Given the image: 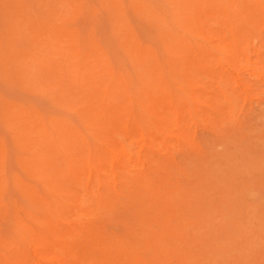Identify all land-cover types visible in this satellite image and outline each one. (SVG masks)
<instances>
[{
  "label": "rangeland",
  "instance_id": "rangeland-1",
  "mask_svg": "<svg viewBox=\"0 0 264 264\" xmlns=\"http://www.w3.org/2000/svg\"><path fill=\"white\" fill-rule=\"evenodd\" d=\"M263 3L0 0V262L264 264Z\"/></svg>",
  "mask_w": 264,
  "mask_h": 264
},
{
  "label": "bare ground",
  "instance_id": "bare-ground-1",
  "mask_svg": "<svg viewBox=\"0 0 264 264\" xmlns=\"http://www.w3.org/2000/svg\"><path fill=\"white\" fill-rule=\"evenodd\" d=\"M207 1H208V0H207ZM236 1H237V0H236ZM159 3H160V2H159ZM229 3H230V2H229ZM263 4H264V3H263ZM166 5H167V4H166ZM183 5H185V4H183ZM195 5H196V4H195ZM230 5L233 6L231 3H230ZM197 6H198V5H197ZM197 6H196V7H197ZM201 6H202V4H201ZM186 7H187V6H186ZM196 7H195V8H196ZM181 8H182V7H181ZM199 8H200V7H199ZM201 8H202V7H201ZM184 9H185V8H184ZM196 9H198V8H196ZM196 9H195V10H196ZM203 9H204V8H203ZM229 9H230V7H229ZM231 9H232V7H231ZM231 9H230V10H231ZM233 9H234V6H233ZM171 10H172V9H171ZM198 10H199V9H198ZM198 10H197V11H198ZM200 10H201V9H200ZM235 10H236V9H235ZM164 11H165V10H164ZM189 11H190V9H189ZM192 11H193V10H192ZM197 11H196V14H197V13L199 14V13L201 12V11H200V12H199V11L197 12ZM239 11H240V10H239ZM168 12H169V11H168ZM207 12H210V10L207 11ZM207 12H206V13H207ZM230 12H232V11H230ZM230 12H229L228 15H230ZM202 13H204V12H202ZM212 13H214V12L212 11ZM215 13H216V12H215ZM215 13H214V14H215ZM232 13H233V12H232ZM208 14H209V13H208ZM234 14H235V12H234ZM168 15H169V14H168ZM170 15H171V14H170ZM201 15H202V14H201ZM204 15H205V14H204ZM209 15H211V14H209ZM235 15H236V14H235ZM171 16H172V15H171ZM196 16H198V15H196ZM169 17H170V16H169ZM172 18H173V17H172ZM229 18H231V17H229ZM173 19L176 20V18H173ZM198 19H199V21L201 20V18H200L199 16H198ZM199 21L197 20V22H199ZM225 21H226V20H225ZM225 21H224V22H225ZM227 21H228V20H227ZM227 21H226V23H227ZM175 22H176V21H175ZM229 22H230V21H229ZM229 22H228V23H229ZM232 22H233V21H232ZM228 23H227V27L230 26V25H228ZM230 23H231V22H230ZM230 23H229V24H230ZM200 24H201V21L199 22V25H198V26H201ZM212 24H213V23H212ZM224 24H225V23H224ZM233 24H234V26H235V23H234V22H233ZM178 25H179V27H180V24H179V23H178ZM194 25H196V24L194 23ZM213 26H214V25H213ZM234 26L232 25V27H234ZM202 27H203V29H202V31H203V30H204V25H203ZM227 27H226V28H227ZM199 28H200V27H199ZM177 29H178V28H177ZM177 29H176V31H177ZM180 29H181V28H180ZM185 29H186V28H185ZM230 29H231V27H230ZM181 30L184 31V28L181 29ZM181 30H180V31H181ZM235 30H236V29H235ZM246 30H248V29H246ZM178 31H179V30H178ZM178 31H177V32H178ZM187 31H188V30H187ZM187 31H185V32H187ZM189 31H190V30H189ZM199 31H200V30H199ZM225 31H227V30H225ZM200 32H201V31H200ZM203 32H205V31H203ZM178 33H179V32H178ZM178 33H177V34H178ZM180 33H181V32H180ZM189 33H191V32H189ZM192 33H193V32H192ZM192 33L190 34L191 36H196V34H197V33H196L195 35H192ZM179 35H180V34H179ZM183 35H184V34H183ZM197 35H198V34H197ZM229 35H230V34H229ZM218 36H219V35H218ZM180 37H181V36H180ZM198 37H200V36H198ZM207 37H208V36H207ZM221 37H222V36H221ZM223 37H224V36H223ZM182 38H183V36H182ZM184 38H185V37H184ZM195 38H196V37H195ZM200 38L202 39V37H200ZM187 39H188V38H187ZM187 39H186V40H187ZM203 39H204V38H203ZM226 39H229V37H227ZM191 40H192V39H191ZM194 40H195V39H194ZM196 40H197V39H196ZM207 40H209V39H207ZM236 40H237V39H236ZM200 41H201V40H200ZM202 41H203V40H202ZM202 41H201V42H202ZM205 41H206V40H205ZM214 41H216V40H214ZM177 42H178V41H177ZM192 42H193V41H192ZM203 42H204V41H203ZM208 42H209V41H208ZM210 42H212V40H210ZM162 43H163V42H162ZM213 43H214V42H213ZM213 43H209V45H211V44H213ZM215 43H216V42H215ZM215 43H214V45L216 46ZM189 44H190V43H189ZM204 44H205V43H204ZM228 44H229V43H228ZM230 44H231V43H230ZM194 45H195V44H194ZM127 46H128V45H127ZM163 46H164V45H163ZM163 46H162V47H163ZM211 46L213 47V45H211ZM215 46H214V47H215ZM184 47H185V46H184ZM195 47H196V46H195ZM216 48H217V47H216ZM219 49H220V52L223 51V50H221L222 48H219ZM76 50H77V49H76ZM162 50H164V49H162ZM217 50H218V48H217L216 50H214V51H217ZM246 50H247V49H246ZM71 51H73V50H71ZM138 51H139V50H138ZM149 51H150V50H149ZM171 51H172V50H171ZM196 51L198 52V50H196ZM224 51H226V50H224ZM242 52H243V51H242ZM244 52H245V51H244ZM145 53L147 54V51H146ZM211 53H212V52H211ZM227 53H228V52H226V55H227ZM235 53H236V52H235ZM235 53H233V54H235ZM223 54H224V53H223ZM236 54H237V53H236ZM82 55H83V54H82ZM144 55H145V54H144ZM148 55H149V54H148ZM150 55H151V54H150ZM164 55H165V53H164ZM214 55L217 56L216 54H214ZM218 55H219V54H218ZM226 55H224V56H226ZM156 56H157V55H156ZM166 56H167V55H166ZM215 56H214V57H215ZM219 56H221V53H220ZM227 56H228V55H227ZM232 56H233V55H232ZM150 57H151V56H150ZM234 57H235V56H234ZM156 58H157V57H156ZM217 58H219V57H217ZM225 58H226V57H225ZM223 59H224V58H223ZM230 59H231V58H230ZM156 60H158V59H156ZM219 60H220V59H219ZM224 60H225V59H224ZM228 60H229V58H228ZM232 60H233V59H232ZM201 61H202V60H201ZM204 61H205V59H204ZM217 61H218V60H217ZM80 62H81V60H80ZM93 62H94V61H93ZM209 62H210V61H209ZM225 62H226V61H225ZM200 63H201V62H200ZM202 63H203V62H202ZM202 63H201V64H202ZM222 63H224V62H222ZM228 63H229V62H228ZM230 63H232V62H230ZM80 64H81V63H80ZM203 64L206 65V62L203 63ZM225 65H226V64H225ZM225 65H224V66H225ZM79 66H80V65H79ZM81 66H82V65H81ZM81 66H80V69L82 68ZM166 66H167V62H166ZM148 67H149V66H148ZM180 67H181V66H180ZM203 67H204V66H203ZM207 67L210 68L209 64H207L206 68H207ZM221 67H223V66H221ZM221 67H219V68H221ZM72 68H74V67L72 66ZM154 68H155V67H154ZM77 69H78V68H77ZM107 69H108V68H107ZM163 69H164V68H163ZM185 69H186V68H184V70H185ZM200 69H203L202 66H201ZM204 69H205V68H204ZM222 69H224V68H222ZM81 70H83V69H81ZM188 70H189V69H187V71H188ZM207 70H208V68H207ZM209 70H210V69H209ZM75 71L80 72L79 70H75ZM104 71H105V70H104ZM150 71H151V70H150ZM167 71H168V70H167ZM185 71H186V70H185ZM187 71H186V73H187ZM145 72H146V71H145ZM164 72H165V71H164ZM168 72H169V75L171 76L172 74H170V71H168ZM221 72H222V71H221ZM221 72H220V74H221ZM146 73H147V72H146ZM149 73H150V72H149ZM188 73H189V72H188ZM193 74H194V73H193ZM220 74H219V75H220ZM78 75H79V73H78ZM148 75H149V74H148ZM186 76H187V75H186ZM217 76H218V75H217ZM78 77H80V75H79ZM108 77H109V76H108ZM171 77L173 78L174 76H171ZM180 77H181V76H180ZM183 77H184V76H183ZM188 77H189V75H188ZM192 77H193V76H192ZM169 78H170V77H169ZM195 78L197 79V77H195ZM137 79H138V78H137ZM149 79H150V78H149ZM174 79H175V82H176V78H175V77H174ZM179 79H180V78H179ZM185 79L189 80L190 78H189V79H188V78H185ZM191 79H192V78H191ZM193 79H194V78H193ZM193 79H192V80H193ZM79 80H80V79H79ZM192 80H191V81H192ZM130 81H131V80H130ZM189 81H190V80H189ZM191 81H190V82H191ZM221 81L223 82V80H221ZM221 81H220V82H221ZM178 82H181V81H178ZM178 82H177V83H178ZM194 82H197V80L194 81ZM101 83H102V82H101ZM111 83H112V82H111ZM171 83H172V82H171ZM192 83H193V82H192ZM192 83H190V84H192ZM223 83H224V82H223ZM132 84H133V83H132ZM172 84H173V83H172ZM179 84H181V83H179ZM179 84H178V85H179ZM182 84H183V83H182ZM182 84H181V85H182ZM185 84H186V83H185ZM195 84H196V83L192 84L193 87L195 86ZM196 85H197V84H196ZM184 86H187V84L184 85ZM189 86H190V85H189ZM189 86H188V87H189ZM135 87H136V86H135ZM140 87H141V86H140ZM175 87H177V86H175ZM195 87H196V86H195ZM172 88H173V85H172ZM190 88H191V86H190ZM199 88H201V87H199ZM134 89H135V88H134ZM155 89H156V88H155ZM178 89H179V88H178ZM109 90H110V88H109ZM135 90H136V89H135ZM135 90H134V91H135ZM172 90H174V89H172ZM193 90H195V89H193ZM106 91H107V90H106ZM125 91H126V90H125ZM176 91H178V90H176ZM188 91H189V90H188ZM199 91H200V89H199L198 91L196 90V91H195L196 94L199 95V94H200V93H198ZM136 92H137V91H136ZM136 92H135V93H136ZM180 92H181V91H180ZM186 92H187V91H186ZM190 92H191V91H189V93H190ZM192 92H193V91H192ZM108 93H110V92H108ZM158 93H159V92H158ZM173 93H175V92H173ZM178 93H179V92H178ZM189 93H188V94H189ZM193 93H194V92H193ZM190 94H191V97H190V98H192V97H193V96H192V93H190ZM194 94H195V93H194ZM105 95H107V94H105ZM138 96H139V95H138ZM144 96H145V95H144ZM159 96L164 97L162 94L159 95ZM159 96H158V101H159V98H160ZM166 96H167V95H165V99H168V100H166V101H170V95H169V97H167V98H166ZM176 96H178V95H176ZM180 96H181V100H184V99L187 100V98H182V95H181V94H180ZM183 96L185 97V95H183ZM151 97H152V96H151ZM162 97H161V98H162ZM171 97H172V96H171ZM173 97H175V95H174ZM135 98H136V97H135ZM175 98L177 99V97H175ZM179 98H180V97H179ZM195 98H196V96H195ZM198 98H200V100H201L202 97H200V95H199ZM137 99H138V98H137ZM152 99L154 100L153 97H152ZM156 99H157V98H156ZM165 99H163V100H165ZM153 100H152V101H153ZM161 100H162V99H161ZM163 100H162V101H163ZM174 100H175V99H174ZM181 100H180V101H181ZM192 100H194V98H193ZM196 100H197V99H196ZM138 101H139V100H138ZM138 101H137V102H138ZM148 101H149V100H148ZM158 101H157V102H158ZM162 101H161V102L159 101L160 103H159V102H158V103L161 105ZM175 101L177 102V100H175ZM198 101H199V100H198ZM198 101H197V102H198ZM173 102H174V101H172V103H173ZM181 102H182V101H181ZM181 102H179V104H180ZM200 102H201V101H199L198 103H200ZM96 103H97V105H98V102H96ZM139 103H140V102H139ZM166 103H167V104L169 103L168 105L171 104V102H165V104H166ZM186 103H187V102L185 101V104H186ZM193 103H194V102H193ZM165 104H162L161 107L164 106ZM167 104H166V106H167ZM173 104H174V103H173ZM173 104H171V107H173ZM94 105H96V104H94ZM94 105H93V107H94ZM100 105H101V104H100ZM141 105H142V104H141ZM181 105H182V104H181ZM181 105H180V106H181ZM191 105H192V103H191ZM194 105H195V104H193V106H194ZM196 105L199 106L197 103H196ZM98 106H99V105H98ZM98 106H96V107H98ZM101 106H103V105H101ZM105 106H106V105H105ZM136 106H137V105H136ZM138 106H139V105H138ZM145 106H146V105H145ZM150 106H151V105H150ZM156 106L158 107V109H157V108H156V109L159 110V106H158L157 104H156ZM177 106L179 107V105H177ZM184 106H185V105H184ZM188 106H189V105H188ZM139 107H140V106H139ZM167 107H168V106H167ZM167 107H165V108H163V109H166ZM171 107H169V108H171ZM182 107H183V105H182ZM185 107H186V106H185ZM185 107H184V109H185ZM106 108H107V107H106ZM136 108H137V107H136ZM143 108H144V107H143ZM180 108H181V107H179V109H180ZM186 108H187V107H186ZM194 108H195V107H194ZM95 109H97V108H95ZM102 109H104V108H102ZM108 109H110L109 106H108ZM108 109H107V110H108ZM111 109H112V108H111ZM111 109H110L111 112H110V111H108V112L112 113V110H111ZM151 109H152V111H153V109H155V107L153 108V107L151 106ZM151 109H150V111H151ZM172 109L174 110V109H176V108H172ZM92 110H93V109H92ZM104 110H105V112L107 111L106 109H104ZM166 110H168V108H167ZM93 111H95V110H93ZM102 111H103V110H102ZM152 111H151V114H152V113L154 114V112H152ZM164 111H165V110H163L162 113H163ZM168 111H170V110H168ZM174 111H175V110H174ZM182 111H183V110H182ZM196 111L198 112V110H196ZM98 112H99V111H98ZM98 112H97V114H98ZM141 112H142V111H141ZM159 112H161V110H159L157 113H159ZM165 112H166V111H165ZM171 112H172V111H171ZM147 113H148V112H147ZM168 113L171 114L170 112H168ZM174 113H175V112H174ZM174 113H172L171 115H169V114H167V115L172 116ZM177 113H178V112H177ZM99 114H100V113H99ZM102 114H104V113L101 112L100 115L102 116ZM159 114L161 115V113H159ZM184 114H185V113H184ZM192 114H193V113H192ZM136 115H137V114H136ZM160 115H159V116H160ZM162 115H164V114H162ZM177 115H178V114H177ZM104 116L107 117L108 114H107V115H104ZM104 116H102V117H104ZM143 116H144V115H143ZM143 116H142V117H143ZM155 116H156V115H155ZM105 117H104V119H107V118H105ZM174 117H176V116H174ZM109 118H111V116H110ZM138 118H139V117H138ZM155 118H156V117H155ZM155 118H154L153 120L156 121L157 119H155ZM170 118H171V117H170ZM21 119H22V118H21ZM92 119H93V118H92ZM94 119H95V118H94ZM148 119H149V118H148ZM159 119H160V118H159ZM102 120H103V119H102ZM112 120H114V119H112ZM115 120H116V119H115ZM118 120H119V119H118ZM118 120H116V122L114 121V123H116V124L119 123L120 121H118ZM168 120H169V119H168ZM86 121H87V120H86ZM107 121H109V120H107ZM117 121H118V122H117ZM149 121H150V120H149ZM163 121H164V120H163ZM166 121H167V120H166ZM173 121H174V120H173ZM173 121H172V122H173ZM12 122H13V121H12ZM45 122H46V120H45ZM47 122H48V121H47ZM94 122H95V121H94ZM99 122H100V121H99ZM137 122H138V121H137ZM151 122H152V121H151ZM157 122H159V120L156 121V123H157ZM160 122H162V121H160ZM179 122H180V121H179ZM60 123H61V122H60ZM107 123H108V122H107ZM111 123H112V122H111ZM111 123H110V125H112ZM114 123H113V124H114ZM152 123H154V122H152ZM176 123H177L176 126H178V122H176ZM176 123H175V124H176ZM103 124H104V123H103ZM108 124H109V123H108ZM116 124H115V125H116ZM136 124H137V123H136ZM147 124H148V123H147ZM154 124H155V123H154ZM154 124H153V125H154ZM163 124H164V122H163ZM166 124H167V123H166ZM118 125H119V124H117V126H118ZM139 125H140V123H139ZM139 125H138V128H135L134 126H133V128H135V129H137V130H138V129H139V130H142V128H141V129L139 128ZM164 125H165V124H164ZM172 125H173V124H172ZM49 126H50V128H51V124H50ZM80 126L82 127V124H81ZM119 126H120V125H119ZM156 126H157V125H156ZM168 126H169V125H168ZM179 126H180V124H179ZM112 127H113V125H112ZM120 127H121V126H120ZM144 127H145V129H146V124H145V123H144ZM153 127H154V126H153ZM157 127H158V126H157ZM157 127H156V128H157ZM180 127H181V126H180ZM82 128H83V127H82ZM82 128H81V129H82ZM101 128H102V127H101ZM104 128H105V127H104ZM114 128H116V127H114ZM117 128H118V127H117ZM130 128H131V127H130ZM154 128H155V127H154ZM163 128H164V127H163ZM166 128H167V127H165V129H166ZM83 129H84V128H83ZM83 129H82V130H83ZM90 129H91V128H90ZM92 129H93V128H92ZM135 129H133V130H135ZM157 129H158V128H157ZM168 129H170V128H168ZM168 129H166V131H168ZM51 130H52V129H51ZM77 130H78V129H77ZM84 130H85V129H84ZM94 130H95V128H94ZM97 130H98V129H97ZM137 130H136V131H137ZM146 130H147V129H146ZM151 130H152V129H151ZM155 130H156V129H155ZM158 130H160V129H158ZM178 130H179V129H178ZM99 131H100V130H99ZM80 132H81V131H80ZM94 132H95V131H94ZM111 132H112V131H111ZM113 132H114V130H113ZM127 132H129L128 129H127ZM144 132H145V131H144ZM24 133H25V132H24ZM52 133H53V132H52ZM54 133H55V132H54ZM84 133H88V132L85 131V132L82 133V135H83ZM100 133H103V132L100 131ZM116 133H117V132H115V135H116ZM120 133H121V132H120ZM145 133H146V132H145ZM69 134H70V133H69ZM111 134H112V133H111ZM127 134H128V133H127ZM129 134H130V133H129ZM138 134H139V133H138ZM82 135H81V136H82ZM87 135H88V134H87ZM25 136H26V135H25ZM54 136L56 137L55 134H54ZM71 136H72V135H71ZM71 136H68V137H71ZM75 136H76V135H75ZM116 136H117V135H116ZM131 136H132V134H131ZM162 136H163V135H162ZM34 137H35V136H34ZM88 137H90V136H88ZM122 137H123V136H122ZM132 137L135 138V136H132ZM137 137H138V136H137ZM139 137L141 138V136H139ZM139 137H138V138H139ZM144 137H145V136H144ZM43 138H44V137H43ZM84 138H85V137H84ZM117 138H119V137L117 136ZM55 139H56V138H55ZM66 139H67V137H66ZM86 139H87V138H86ZM91 139L93 140V138H91ZM103 139H104V138H103ZM39 140H40V139H39ZM68 140H70V139H68ZM122 140H124V139H122ZM142 140H143V139H142ZM70 141H71V140H70ZM108 141H109V140H108ZM163 141H164V140H163ZM25 142H26V141H25ZM57 142H58V141H57ZM57 142H56V143H57ZM65 142H66V141H65ZM71 142H72V141H71ZM78 142H79V141H78ZM110 142H111V141H110ZM29 143H30V142H29ZM74 143H75V142H74ZM79 143H80V142H79ZM84 143H85V142H84ZM88 143H89V141H88ZM93 143H94V142H92V144H93ZM97 143H98V142H97ZM121 143H122V142H121ZM121 143H120V145H121ZM58 144H59V142H58L56 145H58ZM86 144H87V143H86ZM92 144H91V145H92ZM123 144H124V143H123ZM29 145H30V144H29ZM35 145H36V144H35ZM59 145H60V144H59ZM79 145H80V144H79ZM102 145H103V144H102ZM87 146H88V145H87ZM124 146H126V145L124 144ZM129 146H130V145H129ZM58 147L60 148L61 146H58ZM75 147H76V146H75ZM77 147H79V146H77ZM80 147H81V146H80ZM83 147H84V146H83ZM92 147H93V146H92ZM127 147H128V145H127ZM127 147H126V149L129 148V147H128V148H127ZM36 148H37V147H36ZM42 148L45 149L44 146H43ZM61 148H62V147H61ZM93 148H94V147H93ZM93 148H92V149H93ZM107 148H108V147H107ZM75 149H76V148H75ZM109 149H110V148H109ZM121 149H125V148H122V146H121ZM129 149H130V148H129ZM56 150H57V149H56ZM102 150H103V149H102ZM31 151H32V150H31ZM42 151H43V150H42ZM60 151L62 152L63 149H61ZM103 151H104V150H103ZM107 151H108V150H107ZM107 151H106V152H107ZM130 151H131V150H130ZM47 152H48V151H47ZM52 152H53V151H52ZM108 152H109V151H108ZM108 152H107V153H108ZM112 152H113V151H112ZM26 153H28V152H26ZM44 153H45V151H44ZM58 153H59V152H57V154H58ZM63 153H64V152H63ZM30 154H31V153H30ZM33 154H34V153H33ZM41 154H43V153H41ZM54 154H55V153H54ZM91 154H92V153H91ZM113 154H114V153H113ZM108 155H110V154H108ZM117 155H118V154H116V156H117ZM122 155H123V154H122ZM124 155H126V154H124ZM124 155H123V156H124ZM53 156H54V155H53ZM64 156H66V155H64ZM128 156H129V155H128ZM34 157H35V159H36L35 154H34ZM114 157H115V155H114ZM129 157H130V156H129ZM37 158H38V157H37ZM55 158H56V157H55ZM60 158H61V157H60ZM65 158L67 159L68 157L66 156ZM108 158H109V157H108ZM126 158L128 159L127 161H129V158H128V157H126ZM131 158H133V156H131ZM39 159H40V157H39ZM68 159H69V158H68ZM89 159H90V158H89ZM109 159H110V158H109ZM117 159H118V158H117ZM43 160H44V159H43ZM43 160H41V161L43 162ZM45 160H46V159H45ZM115 160H116V159H115ZM124 160H125V158H124ZM130 160H131V159H130ZM37 161H38V160H37ZM50 161H51V160H50ZM53 161H54V160H53ZM58 161H59V160H58ZM58 161H57V162H58ZM64 161H65V159H64ZM80 161H81V160H80ZM91 161H92V160H91ZM152 161H153V160H152ZM46 162H47L48 164H46L45 166H47V165H49V164H50L51 166L53 165V162H52V161H51L52 164L49 163V161H46ZM46 162H45V163H46ZM54 162H55V161H54ZM57 162H55V163H57ZM61 162H62V161H61ZM66 162H67V161H66ZM72 162H73V161H72ZM129 162H131V161H129ZM43 163H44V162H43ZM55 163H54V165H55ZM68 163L70 164L71 162L68 160ZM89 163H90V162H89ZM113 163H114V162H113ZM39 164L41 165L42 163H40V161H39ZM62 164L65 165L66 163H62ZM69 164H68V166H69ZM91 164H92V163H91ZM126 164H127V163H126ZM50 165H49V166H50ZM85 165H86V164H85ZM85 165H84V166H85ZM92 165H93V164H92ZM33 166H34V165H33ZM35 166H36V165H35ZM51 166H50V167H51ZM60 166H62V165L60 164ZM70 166H71V164H70ZM87 166H90V164L87 165ZM117 166H118V165H117ZM117 166H116V167H117ZM129 166H130V165H129ZM42 167H44V164L42 165ZM52 167H53V166H52ZM55 167H56V166H55ZM57 167H58V166H57ZM66 167H67V165H66ZM99 167H100V166H99ZM38 168H39V167H38ZM46 168H47V167H46ZM46 168H45V170H46ZM48 168H49V167H48ZM58 168H59V167H58ZM62 168H63V167H62ZM70 168H71V167H70ZM78 168L80 169V167H78ZM81 168H82V167H81ZM63 169H64V168H63ZM63 169H61V170H63ZM71 169H72V168H71ZM82 169H83V168H82ZM87 169H88V167H87ZM87 169H85V167H84V172H85ZM89 169H91V168H89ZM132 169H133V168H131V170H132ZM39 170H41V169H39ZM61 170L59 169V171L56 172V175H55V173H54V175L57 176L58 172H61ZM69 170H70V169H69ZM72 170H73V169H72ZM77 170H78V169H77ZM80 170H81V169H80ZM93 170H94V169H93ZM93 170H92V171H93ZM95 170H96V169H95ZM50 171H51V170H50ZM64 171H65V170H64ZM67 171H68V170H67ZM88 171H89V170H88ZM114 171H115V170H114ZM125 171H126V170H125ZM42 172H43V174H44V169L41 171V173H42ZM75 172H76V170H74L73 172L70 171V175H71V173H74V174H75ZM78 172H80V171H77V173H78ZM81 172H82V171H81ZM81 172H80V173H81ZM84 172H83V173H84ZM95 172H97V171H95ZM115 172H116V171H115ZM41 173H39V174H41ZM62 173H63V172H62ZM65 173H66V172H65ZM86 173H87V172H86ZM97 173H98V172H97ZM127 173H128V172H127ZM39 174L37 173V175H39ZM68 174H69V173H68ZM78 174H79V173H78ZM78 174H77V175H78ZM112 174H113V173H112ZM125 174H126V173H125ZM66 175H67V174H66ZM79 175H81V174H79ZM79 175H78V176H79ZM83 175H84V174H83ZM85 175H86V174H85ZM130 175H131V174H130ZM39 176H41V175H39ZM58 176H59V175H58ZM64 176H65V174H64ZM72 176H73V175H72ZM86 176H87L88 179H89V176H88V175H86ZM113 176H114V175H113ZM127 176H129V175H127ZM28 177H29V176H28ZM60 177H62V175H61ZM81 177H82V176H81ZM91 177L94 178L93 175H92ZM100 177H101V176H100ZM116 177H117V176H116ZM116 177H115V178H116ZM35 178H36V176H35ZM71 178H72V179H75V178L69 176V183H71V182H70V179H71ZM83 178H85V177L83 176ZM115 178L113 177V179H115ZM28 179H29V178H28ZM39 179H41V178L39 177ZM42 179H43V178H42ZM62 179H65V180H66V179H68V177H67V178H62ZM72 179H71V180H72ZM88 179L86 180L87 183H88ZM94 179H95V178H94ZM97 179H98V178H97ZM110 179H111V178H110ZM136 179H137V178H136ZM10 180L12 181V179H10ZM37 180H38V179H37ZM53 180H54V179H53ZM57 180H60V179H57ZM57 180H56V181H57ZM78 180L82 181V179H79V177H78ZM78 180H77V181H78ZM83 180L85 181V179H83ZM98 180H99V179H98ZM98 180L96 181V179H95L94 182H98ZM111 180H112V179H111ZM116 180H117V179H116ZM123 180H124V179H123ZM127 180H128V179H127ZM130 180H131V179H130ZM31 181H32V180H31ZM33 181H36V180H34V178H33ZM45 181H46V180H45ZM47 181H48V180H47ZM50 181H51V180H49L48 182H50ZM84 181H83V183H84ZM89 181H90V180H89ZM92 181H93V179H91V182H92ZM121 181H122V180H121ZM134 181H135V180H134ZM36 182H37V185H38V183L40 184V183L42 182V180H41V182H38V181H36ZM66 182H67V181H66ZM66 182H65V183H66ZM102 182H103V181H102ZM102 182H100V183L102 184ZM111 182H115V181H111ZM34 183H35V182H34ZM52 183H53V181H52ZM52 183L50 182V184H52ZM122 183H123V182H122ZM124 183H126V181H124ZM127 183H128V182H127ZM131 183H132V181H131ZM133 183H134V182H133ZM42 184H43V183H42ZM45 184H46V182H45ZM54 184H55V183H54ZM63 184H64V183H63ZM63 184H61V185H59V186H63ZM71 184H72V183H71ZM71 184H70V185H71ZM73 184L75 185V180H74V183H73ZM84 184H85V183H84ZM84 184H83V185H84ZM95 184H97V183H95ZM128 184H130V183H128ZM52 185H53V184H52ZM64 185H66V184H64ZM74 185H73V186H74ZM89 185H90V183H89ZM97 185H98V184H97ZM97 185H96V186H97ZM111 185H112V184H111ZM45 186H46V185H45ZM45 186H44V187H45ZM57 186H58V185H57ZM59 186H58V187H59ZM66 186H67V185H66ZM68 186H69V185H68ZM99 186H100V185H99ZM124 186H126V185H124ZM28 187H32V186L29 185ZM48 187H49V186H48ZM50 187H51V186H50ZM115 187H116V186H115ZM7 188H8V187H7ZM39 188H40V187H39ZM45 188H46V187H45ZM84 188H86V187H84ZM87 188H88V187H87ZM93 188H94V187H93ZM8 189H9V188H8ZM50 189L52 190V187H51ZM56 189H57V187H56ZM56 189H55V190H56ZM33 190H34V189L32 188V192H33ZM35 190H36V189H35ZM41 190H42V189H41ZM41 190H40V191H41ZM55 190H54V191H55ZM57 190H58V189H57ZM99 190H100V187H99ZM30 191H31V190H30ZM30 191H29V193H31ZM42 191H43V190H42ZM63 191H64V190H63ZM84 191H85V190H84ZM93 191H94V190H93ZM96 191H97V190H96ZM140 191H141V190H140ZM7 192H8V191H7ZM43 192H45V190H44ZM43 192H42V193H43ZM66 192H67V191H66ZM68 192H70V191H68ZM99 192H100V191H99ZM46 193H49V191H46ZM71 193H72V192H71ZM93 193H94V192H93ZM34 194H36V192H35ZM34 194H33V195H34ZM39 194H40V193H39ZM44 194H45V193H44ZM49 194L51 195V193H49ZM97 194H98V193H97ZM47 195H48V194H47ZM40 196H41V195H40ZM53 196H54V195H53ZM66 196H67V195H66ZM56 197H57V196H56ZM86 199H87V198H86ZM86 199H84V200H86ZM88 199H89V198H88ZM95 199H97V198L95 197ZM7 200H8V198H7ZM90 200H91V199H90ZM10 202H12V201H10ZM62 202H63V201H61V203H62ZM88 202H89V200H88ZM88 202H86V203H88ZM26 203H28V202H26ZM66 203L68 204V202H66ZM66 203H64V204H66ZM84 203H85V202H84ZM86 203H85V204H86ZM89 203H90V202H89ZM30 204H31V203H30ZM81 204H82V203H81ZM91 204H92V203H91ZM8 205H9V204H8ZM11 205H12V204H11ZM23 205H24V204H23ZM68 205H71V204H68ZM73 205H74V204H73ZM31 206H33V205H31ZM60 206H61V205H60ZM71 206H72V205H71ZM77 206H78V204H77ZM82 206H83V204H82ZM88 206H89V204L87 205V207H88ZM90 206H91V205H90ZM94 206H95V205H94ZM25 207H26V206H25ZM61 207H62V206H61ZM72 207H73V209H71V210H74V209H75L74 207H76V206L74 205V206H72ZM87 207H86V208H87ZM14 208H15V207H14ZM44 209H45V208H44ZM97 209H98V207H97ZM14 210H17V208L14 209ZM32 210H33V209H32ZM42 210H43V207H42ZM9 211H11V209H10ZM9 211H8V212H9ZM20 211H21V210H20ZM44 211H45V210H44ZM74 211H77V210H74ZM74 211H73V212H74ZM78 211H79V210H78ZM87 211H88V210H87ZM99 211H100V210H99ZM99 211H97V212H99ZM33 212H35V210H33ZM37 212H38V211H37ZM42 212H43V211H42ZM47 212H49V211H47ZM71 212H72V211H71ZM101 212H102V211H101ZM9 213H10V212H9ZM38 213H39V212H38ZM75 213H76V212L72 213V215L74 216ZM111 213H112V211H111ZM52 214H53V213H52ZM55 214H56V213H55ZM55 214H54V216L56 217ZM63 214H64V213H63ZM77 214H78V212H77ZM141 214H142V213H141ZM11 215H12V213H11ZM72 215H71V216H72ZM7 216H8V215H7ZM71 216H70V217H71ZM78 216H79V215H78ZM87 216H88V215H87ZM101 216H102V215H101ZM103 216H104V215H103ZM108 216H109V217H110V216H113V214H112V215H108ZM74 217H75V216H74ZM12 218H13V217H12ZM41 218H42V217H41ZM60 218H61V217H60ZM60 218H59L58 215H57V219H60ZM76 218H77V217H76ZM87 218H88V217H87ZM103 218H104V217H103ZM9 219L11 220V217H10ZM9 219H8V222H9ZM72 219H73V218H72ZM72 219H71V220H72ZM78 219H79V218H78ZM81 219H82V218H81ZM85 219H86V218H85ZM88 219H89V218H88ZM48 220H49V219H48ZM50 220H52V219H50ZM60 220H62V219H60ZM71 220H70V221H71ZM75 220H76V219H75ZM13 221H14V219H13L12 221H10V222H13ZM58 221H59V220H58ZM101 221H102V220H101ZM105 221H106V220H105ZM15 222H16V220H15ZM15 222H13V223H15ZM52 222H53V221H52ZM66 222H67V221H65V223H66ZM73 222L79 223V221H77V220H76V221L73 220ZM73 222L71 221V222H69V223H73ZM80 222H81V221H80ZM85 222H86V221H85ZM87 222H88V220H87ZM98 222H99V221H98ZM98 222H97V223H98ZM59 223H62V222L59 221ZM67 223H68V222H67ZM69 223H68V224H69ZM11 224H12V223H11ZM11 224H10V225H11ZM18 224H20V222H18ZM62 224H63V223H62ZM81 224H83V223H81ZM84 224H85V223H84ZM84 224H83V226H82V225H81V226L84 227V226L86 225V224H85V225H84ZM99 224H100V222H99ZM144 224H145V223H144ZM148 224H149V226H150V223H148ZM15 225L17 226V224H15ZM15 225H14V226H15ZM54 225H55V224H54ZM59 225H60V224H59ZM64 225H65V224H64ZM64 225H63V226H64ZM74 225H75V224H74ZM145 225H146V224H145ZM16 226H15V227H16ZM20 226H22V224H20ZM20 226H19V227L17 226V227L20 229V228H21ZM60 226H61V225H60ZM60 226H59V228H60ZM70 226H71V225H70ZM146 226H148V225H146ZM17 227H16V228H17ZM35 227H36V226H35ZM61 227H62V226H61ZM71 227H72V226H71ZM73 227H74V226H73ZM18 228H17V232H18ZM23 228H24V227H23ZM23 228H21V229H22V230H25V228H24V229H23ZM59 228L56 227V229H59ZM67 228H68V227H67ZM69 228H70V227H69ZM69 228H68V230H69ZM53 229H54V228H53ZM60 230H62V228H61ZM63 230H64V229H63ZM26 231H28V230H26ZM49 231H50V230H49ZM65 231H66V233H67V235H68L69 232H67L66 229H65ZM83 231H84V230H83V228H82V232H83ZM28 232H29V231H28ZM37 232H38V231H37ZM40 232H41V231H40ZM40 232H38V233H40ZM70 232H71V230H70ZM18 233H20V232H18ZM22 233H23V232L21 231V233L18 234V235H21ZM66 233L63 232V234H65V235H66ZM33 234H34V233H33ZM35 234H36V233H35ZM49 234H51V233H49ZM14 235H15V234H14ZM60 235H62V233H61ZM83 235H84V234H83ZM153 235L155 236V234H153ZM28 236H29V235H28ZM52 236H53V235H52ZM62 236H63V235H62ZM80 236H81V234H80ZM11 237H12V236H11ZM23 237L25 238L26 236L23 235ZM29 237H30V236H29ZM33 237H34V236H33ZM33 237H30L31 239H29L28 241L33 240L32 243H33V242L36 243V241L38 242L39 238H37L38 240L34 241L35 238L32 239ZM37 237H38V236H37ZM42 237H43V236H42ZM67 237H68V236H67ZM136 237H137V236H136ZM156 237H157V236H156ZM8 238H9V237H8ZM26 238H28V237H26ZM44 238H45V237H44ZM82 238H83V237H82ZM82 238H81V239H82ZM17 239H18L17 241H19V238H17ZM49 239H50V238H49ZM81 239H80V240H81ZM136 239H137V241H139V240H138V237H137ZM14 240H15V239H14ZM83 240H84V239H83ZM21 241H22V240H21ZM54 241H55V240H54ZM135 241H136V240H135ZM30 242H31V241H30ZM52 242H53V241H52ZM79 242H80V241H79ZM141 242H142V241H141ZM21 243H22V242H21ZM21 243H20V244H21ZM35 243H33V245H34ZM57 243H58V242H57ZM61 243H62V242H61ZM82 243H83V241H82ZM2 244H3V242H2ZM20 244H19V245H20ZM53 244H54V243H53ZM24 245H25V244H24ZM21 246H22V244H21ZM21 246H20V247H21ZM25 246H26V245H25ZM25 246H23V247H25ZM34 246H37V244H35ZM76 246H77V245H76ZM79 246H80V245H79ZM29 247H30V246H29ZM151 247H152V246H151ZM2 248H4V247H2ZM31 248H32V247H31ZM37 248H38V247H37ZM50 248L53 249V247H50ZM50 248H48V249H50ZM55 248H56V247H55ZM148 248H149V247H148ZM0 249H1V248H0ZM24 249H25V248H24ZM33 249H35V248L33 247ZM40 249H41V248H40ZM57 249H58V248H57ZM149 249H150V248H149ZM7 250H8V249H7ZM30 250H31V249H30ZM38 250H39V249H38ZM1 251H2V250H1ZM9 251H10V250H9ZM12 251H13V250H12ZM33 251H34V250H33ZM33 251H32V254H34ZM60 251H61V250H60ZM124 251H125V250H124ZM146 251H147V250H146ZM6 252H7V251H6ZM55 252H56V251H55ZM61 252H63V251H61ZM8 253H9V255L12 254V253H10V252H7V254H8ZM127 253H128V252H127ZM148 253H149V252H148ZM30 254H31V253H30ZM32 254H31V255H32ZM14 255H15V254H14ZM31 255H30V256H31ZM1 256H2V255H1ZM3 256H5L6 258H8L5 254H4ZM11 256H12V255H11ZM33 257H35V256H33ZM0 258H1V257H0ZM31 258H32V256H31ZM3 259H4V258H3ZM6 260H7V259H6ZM8 260H9V259H8ZM8 260H7V263H6V264H8V262L10 261V260H9V261H8ZM12 260H14V259H13V256H12ZM31 260H32V259H31ZM32 261H33V260H32ZM16 262H17V261H16ZM0 263L5 264V262L3 263L2 260H1ZM33 263H34V262H33ZM16 264H17V263H16ZM34 264H35V263H34Z\"/></svg>",
  "mask_w": 264,
  "mask_h": 264
}]
</instances>
